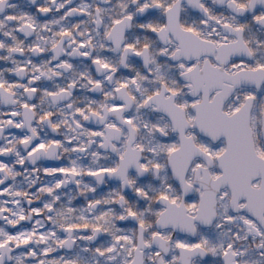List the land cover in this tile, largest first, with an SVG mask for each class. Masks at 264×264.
I'll return each mask as SVG.
<instances>
[{
  "label": "snow or ice",
  "instance_id": "snow-or-ice-1",
  "mask_svg": "<svg viewBox=\"0 0 264 264\" xmlns=\"http://www.w3.org/2000/svg\"><path fill=\"white\" fill-rule=\"evenodd\" d=\"M0 264H264V0H0Z\"/></svg>",
  "mask_w": 264,
  "mask_h": 264
}]
</instances>
